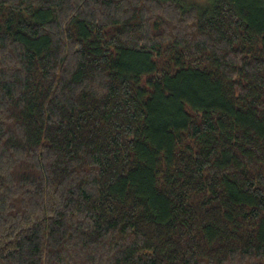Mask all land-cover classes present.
<instances>
[{
  "label": "trees",
  "instance_id": "obj_1",
  "mask_svg": "<svg viewBox=\"0 0 264 264\" xmlns=\"http://www.w3.org/2000/svg\"><path fill=\"white\" fill-rule=\"evenodd\" d=\"M0 264H264V0H0Z\"/></svg>",
  "mask_w": 264,
  "mask_h": 264
}]
</instances>
